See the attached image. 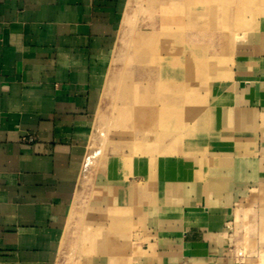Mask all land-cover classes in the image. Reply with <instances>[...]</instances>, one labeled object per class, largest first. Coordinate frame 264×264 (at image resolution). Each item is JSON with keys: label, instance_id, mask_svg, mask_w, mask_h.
<instances>
[{"label": "crops", "instance_id": "obj_1", "mask_svg": "<svg viewBox=\"0 0 264 264\" xmlns=\"http://www.w3.org/2000/svg\"><path fill=\"white\" fill-rule=\"evenodd\" d=\"M128 1L0 0V264L70 254ZM215 2L192 15L207 26L181 37L194 63L166 77L172 92L157 82L158 107L150 69L127 83L104 166L86 182L95 222L77 264H264V0H227L228 33L212 29Z\"/></svg>", "mask_w": 264, "mask_h": 264}, {"label": "rangeland", "instance_id": "obj_2", "mask_svg": "<svg viewBox=\"0 0 264 264\" xmlns=\"http://www.w3.org/2000/svg\"><path fill=\"white\" fill-rule=\"evenodd\" d=\"M219 1L220 2L216 0L214 4L216 6L214 8L215 26H212V29H223L228 33L235 29L236 25L232 21L230 22L226 16L224 17L228 11V9L224 7L227 0ZM210 4L212 5L213 3L208 4V0L128 1L105 82L102 105L93 126L86 165L80 179L76 203L74 205V217L69 222L70 245L72 248L70 254H67L66 257L59 259L58 256L57 264H77L80 257L82 237L86 235L83 230H85V227L90 225L92 221V224L95 222V209L89 202V193L92 192V185H86V182L91 179L90 173H92L91 171L93 169L95 170L96 168L104 166V152L107 151L105 143L109 142L112 128L111 117L113 114H121L126 111V99L124 98H127V83L132 80L134 82L141 81V71L144 68L147 70L150 69L151 80L154 81V85H152L154 89H151L150 99L151 103L153 102V104L158 107L157 100L160 90L157 87V85H159L157 82H163V85L161 84L163 92H172L171 86L169 88L165 86L166 77L173 78L176 74L173 72L176 67L194 63L193 57L191 56V51L194 49L189 43H181V37L190 34L192 29H206L207 26L202 24L198 25L196 19L192 21V15L195 17L202 13L206 15V10ZM144 13H147V15L150 14L152 25L146 27L142 24ZM143 36L152 38L150 46L138 42L139 38ZM200 59L201 57L199 60ZM138 74L140 78H138ZM180 75L178 74V76ZM189 75V73L185 72L183 75L184 79H186L185 76ZM199 75L200 81H206L203 73ZM141 87L142 84L140 83V85L137 84L134 89L136 92L134 106L136 108L138 102L142 101L143 92ZM165 88H168L166 89L167 91H165ZM119 142L122 145L125 140L120 138ZM82 193L85 195L80 206V196ZM88 234L91 235L90 238L92 239L91 250L95 252L94 245L98 238L95 236L96 233ZM65 241L66 237L62 242V248L65 245ZM126 251L127 250L124 252ZM125 256L126 253L119 256L120 262L123 263L125 261Z\"/></svg>", "mask_w": 264, "mask_h": 264}, {"label": "bare ground", "instance_id": "obj_3", "mask_svg": "<svg viewBox=\"0 0 264 264\" xmlns=\"http://www.w3.org/2000/svg\"><path fill=\"white\" fill-rule=\"evenodd\" d=\"M164 2V1H163ZM178 3V2H177ZM191 4V3H190ZM189 5V4H188ZM173 6V5H172ZM192 6V5H191ZM166 10H167V8H166ZM180 19V18H179ZM187 20V19H186ZM180 21H181V19H180ZM167 22H169V21H167ZM183 26V25H182ZM151 37H149V36H143L142 38H139V40H138V42H141L142 44H144V45H148V43L151 41ZM131 68V67H130ZM125 78V77H124ZM123 78V79H124ZM124 81H125V79H124ZM139 87V86H138ZM128 88V87H127ZM123 90V89H122ZM166 90V89H165ZM167 91V90H166ZM128 92H129V89H128ZM123 94H124V92H123ZM151 95V94H150ZM130 96V95H129ZM148 96V95H147ZM131 97H132V95H131ZM124 99H126V98H124ZM139 101H140V99H139ZM154 101V100H153ZM139 103V102H138ZM153 103V102H152ZM141 104H143V103H141ZM122 105V104H121ZM129 105H131L130 103H129ZM138 105H140V104H138ZM113 164V163H112ZM127 238V237H126ZM110 241V240H109ZM112 242V241H111ZM113 243V242H112ZM111 244V243H110ZM124 244V243H123ZM123 244L121 245V246H123ZM126 244V243H125ZM126 246V245H125Z\"/></svg>", "mask_w": 264, "mask_h": 264}, {"label": "built area", "instance_id": "obj_4", "mask_svg": "<svg viewBox=\"0 0 264 264\" xmlns=\"http://www.w3.org/2000/svg\"><path fill=\"white\" fill-rule=\"evenodd\" d=\"M27 140H28V141H31V139H30V138H29V139L27 138Z\"/></svg>", "mask_w": 264, "mask_h": 264}]
</instances>
